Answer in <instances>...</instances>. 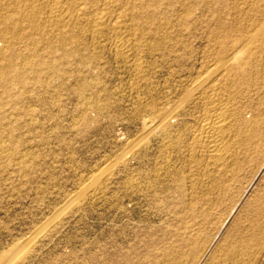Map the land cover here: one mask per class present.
Listing matches in <instances>:
<instances>
[{"label": "rangeland", "instance_id": "rangeland-1", "mask_svg": "<svg viewBox=\"0 0 264 264\" xmlns=\"http://www.w3.org/2000/svg\"><path fill=\"white\" fill-rule=\"evenodd\" d=\"M111 1L55 35L8 31L25 0H0V264H264V1ZM217 100L220 160L198 132Z\"/></svg>", "mask_w": 264, "mask_h": 264}, {"label": "bare ground", "instance_id": "bare-ground-1", "mask_svg": "<svg viewBox=\"0 0 264 264\" xmlns=\"http://www.w3.org/2000/svg\"><path fill=\"white\" fill-rule=\"evenodd\" d=\"M14 1V0H13ZM30 1V0H29ZM46 0H32V1H30V3L29 2H27L26 3V0H25V8L24 9H22L20 6H19V4L20 3H17V2H15L16 3V5H17V7L16 8H13L12 10H11V14L10 15H8L7 13H9L10 11L9 10H7V11H9V12H7L6 14L8 15H5L4 14V16H3V18L4 17H6L5 18V24L7 25L6 26V28H7V30L9 31L10 29L11 30H13L14 29V27H15V29H16V26H19V25H17V23H24V20H25V18H31L33 21H36V20H38L39 22H42V20L44 19L45 21H44V23H39L40 25H41V28H50V29H52V31H58V33L56 32H54L55 33V35L56 34H59L60 35V31H63V30H65V29H67V28H69V27H71L70 25H71V23L74 21V20H78V19H80L81 18V16L85 13V11H83L81 8H84V7H80V5H78L77 4V0H50V3H48V2H45ZM48 1V0H47ZM111 1V0H110ZM210 1V0H209ZM253 1V0H252ZM254 1H256V0H254ZM264 1V0H263ZM4 2H5V0H4ZM24 2V1H23ZM95 2V1H94ZM112 2L113 1H111V4H112ZM242 2V1H241ZM244 2V1H243ZM6 3H8L7 1H6ZM9 3H10V1H9ZM114 3V2H113ZM130 3H131V1H130ZM249 3V2H248ZM116 4V3H115ZM240 4V3H239ZM247 4V3H246ZM256 4V3H255ZM254 4V5H255ZM263 4H264V2H263ZM9 5V4H8ZM15 5V6H16ZM11 6L13 7L14 5H12L11 4ZM10 6V7H11ZM82 6V5H81ZM83 6H85V5H83ZM109 6H110V3H109ZM113 6V5H112ZM134 6V5H133ZM239 6H241V5H239ZM244 6H246V5H244ZM257 6V5H256ZM255 6V7H256ZM263 6V5H262ZM5 7V6H4ZM10 7H9V9H10ZM111 7V6H110ZM242 7V6H241ZM258 7V6H257ZM102 9H103V7H101ZM100 8V9H101ZM126 8V7H125ZM131 8V7H130ZM264 8V7H263ZM142 9V8H141ZM237 9V8H236ZM238 9H239V7H238ZM75 10V11H74ZM253 10V9H252ZM256 10V9H255ZM255 10H253L254 12H255ZM257 10H259V9H257ZM256 10V11H257ZM27 12V16H25L24 17V15H21L22 13L21 12ZM82 11L84 12L83 14H82ZM115 11V10H114ZM117 11V10H116ZM245 11H247V10H245ZM249 11H250V9H249ZM264 11V10H263ZM4 12H6V11H4ZM95 12H96V10H95ZM112 13V11L110 10V8H109V10H107V7H106V9L105 10H98L97 11V13H95V16H94V19L91 21L92 23H93V25H95V26H93V27H98V28H102V27H105V26H108L109 24H110V22L111 21H109V13ZM126 12V11H125ZM86 13H87V11H86ZM93 13V12H92ZM114 13V12H113ZM247 13V12H246ZM264 13V12H263ZM123 14V13H122ZM259 14V13H258ZM89 15V14H88ZM90 15H92V14H90ZM89 15V17H87V18H89L90 19V16ZM129 15V14H128ZM241 15V14H240ZM83 16H86V15H83ZM243 16V15H242ZM116 17V16H115ZM119 17V16H118ZM244 17H245V14H244ZM247 17V16H246ZM87 18H85L86 20H87ZM120 18V17H119ZM133 18V17H132ZM255 18V17H254ZM260 18V17H259ZM2 19V18H1ZM88 19V20H89ZM249 19V18H248ZM248 19H247V21H248ZM261 19V18H260ZM83 20H84V18H83ZM113 20V19H112ZM114 20H115V18H114ZM113 20V21H114ZM26 21H27V19H26ZM82 21V19L80 20V22ZM85 21V20H84ZM244 21V20H243ZM242 21V22H243ZM262 21H263V19H262ZM79 22V21H78ZM121 22V21H120ZM249 22V21H248ZM251 22V21H250ZM4 23H3V25H4ZM76 23H77V21H76ZM85 23H87V21L85 22ZM115 23V22H114ZM253 22H251V24H252ZM257 23V22H256ZM13 24V25H12ZM113 24V23H112ZM111 24V25H112ZM120 23H116L115 25H119ZM168 24V23H167ZM242 24V23H241ZM240 24V25H241ZM9 25H11L12 27H9ZM82 25V24H81ZM245 25V24H244ZM263 26H264V21H263V24H262ZM0 26H1V22H0ZM23 26V25H22ZM170 26V25H169ZM249 26V25H248ZM248 26H246V29L248 28ZM262 26V27H263ZM33 27H34V25H33ZM74 27V26H73ZM86 27H87V25H86ZM1 28V27H0ZM20 28V27H19ZM35 28V27H34ZM39 28H40V26H39ZM95 28H92V29H94V31H95ZM113 28V27H112ZM115 28V27H114ZM120 28V27H119ZM264 28V27H263ZM22 29V28H21ZM33 29V28H32ZM74 29H75V27H74ZM83 29H84V26H83ZM91 29V28H90ZM108 29H109V27H108ZM19 30V29H18ZM71 30V29H70ZM69 30V31H70ZM86 30V29H85ZM2 31V30H1ZM119 31V30H118ZM7 32V31H6ZM18 33H20V32H18ZM17 33V34H18ZM97 33V32H96ZM1 34V33H0ZM7 35H10L9 33H6ZM247 34H249V33H247ZM21 35V34H20ZM75 35V34H74ZM94 35H95V32H94ZM11 36V35H10ZM9 36V37H10ZM58 36V35H57ZM72 36H73V34H72ZM13 37V36H12ZM74 38H75V36H73ZM72 37V38H73ZM13 38H15V37H13ZM17 38V37H16ZM19 38H21V36L19 37ZM78 38H79V36H78ZM118 38V37H117ZM76 39H77V35H76ZM245 39V38H244ZM19 40V39H18ZM65 40V39H64ZM15 41H16V39H15ZM21 41V40H20ZM47 41V40H46ZM121 41V40H120ZM4 42V41H3ZM5 44L7 43V44H9V46H10V44H13L14 43V40L12 39V38H6V42H4ZM15 44V43H14ZM18 44H19V42H18ZM126 44H128V43H126ZM16 45V44H15ZM124 45V44H123ZM128 46V45H127ZM131 46V45H130ZM123 48V47H122ZM4 49H7V48H4ZM127 49H129V48H127ZM127 51V50H126ZM4 52V51H3ZM1 53V52H0ZM15 54H16V52L15 51H13V55L11 56V59H13V57H16L15 56ZM4 55V54H3ZM27 60V59H26ZM1 61V60H0ZM25 61V60H24ZM39 61V60H38ZM48 61V60H47ZM37 65H38V63H37ZM39 67V66H38ZM41 67V66H40ZM45 67V66H44ZM36 68V67H35ZM2 69H3V67H2ZM6 71L7 70H9V72L10 71H17L18 69H16L15 68V66L13 65V64H8L7 63V65L5 66V68H4ZM1 70V69H0ZM141 70V69H140ZM143 73V72H142ZM2 74V73H1ZM215 75V77H217L216 76V74H214ZM221 75H223V74H220V76ZM240 75H242L243 77L245 76V75H247V74H240ZM1 76V75H0ZM220 76H218V77H220ZM233 76V75H232ZM8 77V76H7ZM215 77H213L214 79H216ZM221 79H222V76H221ZM247 79V78H246ZM226 80V79H225ZM251 80V79H250ZM222 81V80H221ZM232 82V81H231ZM219 83V82H218ZM256 83V82H255ZM216 84V83H215ZM225 84V83H224ZM220 87V86H219ZM222 87V86H221ZM229 87V86H228ZM231 87V86H230ZM260 87V86H259ZM226 88V87H225ZM220 89H222V88H220ZM230 89V88H229ZM224 90V89H223ZM226 90L228 91V88H226ZM219 92V91H218ZM228 92H230V91H228ZM220 95V94H219ZM212 96H213V94H212ZM235 96V95H234ZM217 97V96H216ZM215 97V98H216ZM233 97V96H232ZM224 98V97H223ZM228 99V98H227ZM213 101V100H212ZM211 101V102H212ZM210 104V103H209ZM228 106H229V104H228ZM209 108V107H208ZM234 108V107H233ZM233 108H232V111L231 112H233ZM208 110V109H207ZM235 110V109H234ZM163 112V111H162ZM208 112H209V110H208ZM229 108L227 107V105H225L224 103H223V101H219V100H217V102H215L214 101V103L212 104V107H211V110H210V112L208 113V114H210V116H211V118H207V116L208 115H206L205 116V114H207V112L205 113V114H203L204 115V120L202 119V125H201V127H200V130L198 131L199 133L201 132V134L204 136H206V140H204V142H202V144H201V149H203L204 150V152L206 151V152H208V153H210L211 155H213L214 157H216V159L218 158L219 160L220 159H222L223 158V154H224V152L226 151L227 152V149H229V148H227V140H226V142L224 141V146H223V139H222V137H223V135L225 134V128H226V123H227V118L230 116V114H229ZM236 112V111H235ZM234 112V114H237V112L235 113ZM161 113V112H160ZM159 112H158V114H156V115H158L159 116V114H160ZM233 114V113H232ZM163 115V114H162ZM166 116V115H165ZM199 116V115H198ZM238 117V116H237ZM165 118H167V117H165ZM202 118V117H201ZM239 118V117H238ZM165 120V119H164ZM200 120V119H199ZM230 120V119H229ZM228 120V121H229ZM257 120V119H256ZM201 121V120H200ZM260 121V120H259ZM168 122V121H167ZM162 123V122H161ZM164 124V123H163ZM193 124V123H192ZM249 127H250V125H248ZM188 127V126H187ZM186 127V128H187ZM190 127V126H189ZM168 128V127H167ZM196 127H194V129H195ZM253 128H255V127H253ZM196 130V129H195ZM228 130V129H227ZM252 130V129H251ZM192 132V131H191ZM190 132V133H191ZM197 134H198V132H197V130L195 131ZM254 132V131H253ZM258 132V131H257ZM194 134V133H193ZM192 134V135H193ZM226 134H227V132H226ZM225 134V135H226ZM201 135V136H202ZM205 136H204V138H205ZM190 137H191V135H190ZM201 138V137H200ZM197 139V138H196ZM203 139V138H202ZM201 139V140H202ZM193 140H194V137H193ZM200 140V141H201ZM225 140V139H224ZM241 140V139H240ZM251 140H249V142H250ZM258 141V140H257ZM197 142V141H196ZM247 142V141H246ZM199 143V142H198ZM238 143V142H237ZM255 144H256V141L254 142ZM191 144V143H190ZM196 144V143H195ZM230 145H231V143H230ZM250 145V144H249ZM191 146H193V144H191ZM196 146V145H195ZM200 146V145H199ZM224 147H226L227 149L225 150L224 149ZM235 150V149H234ZM198 151H200V150H198ZM190 152V151H189ZM203 152V151H202ZM203 152V153H204ZM229 152V151H228ZM227 152V153H228ZM196 153V152H195ZM207 153V154H208ZM226 154V153H225ZM224 154V155H225ZM229 154V153H228ZM190 155V154H189ZM210 155V156H211ZM209 156V155H208ZM203 157V156H202ZM231 158V157H230ZM192 159V158H191ZM214 160V161H216L217 162V160ZM212 160V159H211ZM225 160V159H224ZM239 160V159H238ZM222 161V160H221ZM227 161V160H226ZM227 164V163H226ZM218 165V164H217ZM225 167V166H224ZM239 167V166H238ZM221 168V167H220ZM223 174V173H222ZM259 176V175H258ZM218 200V199H217ZM216 205V204H215ZM260 208L262 207V206H259ZM264 210V209H263ZM262 210V211H263ZM259 211V213H260V211L261 210H258ZM261 211V212H262ZM261 214V213H260ZM262 215H264L263 213H262ZM222 225V224H221ZM235 229V228H234ZM248 233V232H247ZM250 234V233H249ZM253 234H254V232H253ZM252 235V234H251ZM257 235V234H256ZM240 237V235H238V238ZM257 237V236H256ZM242 238V237H241ZM253 239L254 238H252V240H251V238L249 239V237H248V239H247V241L245 242L244 240V242L242 241L241 242V246H237V247H233L232 245H231V248H229V246H228V248L230 249L229 251H230V254H229V252H228V254L229 255H231L232 256V258L231 259H235L236 257L238 258H240V257H243V256H246L247 257V255H248V253L250 254L251 252H249V250L250 251H252L251 249H250V244L249 243H251V242H249L248 240H251V241H253ZM257 239V238H256ZM234 240H235V238H234ZM240 240V239H239ZM237 239H236V243H237ZM240 241H238V243H239ZM249 242V243H248ZM252 243H254V241L252 242ZM257 243V242H256ZM255 243V244H256ZM262 244V243H261ZM264 244V243H263ZM253 246V245H252ZM218 247V246H217ZM232 247H233V249H232ZM227 249V248H226ZM202 251H204V250H202ZM201 251V254L203 253ZM207 251V250H206ZM205 252V251H204ZM216 252V251H215ZM219 252V251H218ZM258 254H259V252H258ZM226 255H227V253H226ZM225 255V256H226ZM228 255V256H229ZM255 255V254H254ZM192 256V255H191ZM201 256V255H200ZM181 257H182V255H181ZM194 257V256H193ZM224 258H226V257H224ZM245 258V257H244ZM255 258V257H254ZM212 259V258H211ZM216 259H218V258H216ZM229 259V258H228ZM230 259V260H231ZM253 259V258H252ZM236 261H238V259H235ZM222 261V260H221ZM227 261V260H226ZM242 261V260H241ZM240 261V262H241ZM169 263H167V264H177V263H174L173 261H168ZM173 262V263H172ZM187 262V261H186ZM214 263L215 262H217V260L216 261H213ZM224 262H225V260H224ZM227 262H229V260L227 261ZM239 262V261H238ZM239 262V264H241ZM258 262V261H257ZM196 263H197V261H196ZM226 263V262H225ZM234 264H235V262H233ZM237 263V262H236ZM243 263V262H242ZM252 263V262H251ZM219 264H222V263H219ZM231 264V263H230ZM253 264H254V262H253Z\"/></svg>", "mask_w": 264, "mask_h": 264}]
</instances>
